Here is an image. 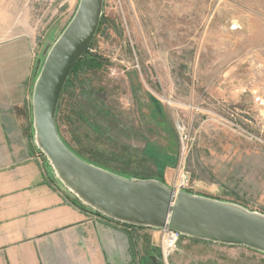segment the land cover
<instances>
[{
    "label": "rangeland",
    "instance_id": "1",
    "mask_svg": "<svg viewBox=\"0 0 264 264\" xmlns=\"http://www.w3.org/2000/svg\"><path fill=\"white\" fill-rule=\"evenodd\" d=\"M80 0H0V41L32 42L30 97ZM89 48L101 69L72 77L57 112L82 158L264 213V0H104ZM86 99H82V95ZM155 230V229H154ZM138 264H264V253L138 231ZM140 235V236H139Z\"/></svg>",
    "mask_w": 264,
    "mask_h": 264
},
{
    "label": "crops",
    "instance_id": "2",
    "mask_svg": "<svg viewBox=\"0 0 264 264\" xmlns=\"http://www.w3.org/2000/svg\"><path fill=\"white\" fill-rule=\"evenodd\" d=\"M31 47L29 37L0 41V264H138V231L157 229L127 226L77 200L37 149Z\"/></svg>",
    "mask_w": 264,
    "mask_h": 264
},
{
    "label": "water",
    "instance_id": "3",
    "mask_svg": "<svg viewBox=\"0 0 264 264\" xmlns=\"http://www.w3.org/2000/svg\"><path fill=\"white\" fill-rule=\"evenodd\" d=\"M103 1L80 0L46 55L32 92L37 149L77 200L108 218L157 231L168 228L183 237L264 253V213L176 190L158 179L129 178L102 169L76 154L60 135L57 108L73 67L97 34Z\"/></svg>",
    "mask_w": 264,
    "mask_h": 264
},
{
    "label": "built area",
    "instance_id": "4",
    "mask_svg": "<svg viewBox=\"0 0 264 264\" xmlns=\"http://www.w3.org/2000/svg\"><path fill=\"white\" fill-rule=\"evenodd\" d=\"M185 168L184 163H181L178 166L177 170L179 173L171 186L176 190L188 191L191 188L190 175ZM158 231L161 233L160 245L163 258L168 260L170 256H172V253L177 249L178 244L182 239V235L176 231H170L168 228L159 229Z\"/></svg>",
    "mask_w": 264,
    "mask_h": 264
},
{
    "label": "trees",
    "instance_id": "5",
    "mask_svg": "<svg viewBox=\"0 0 264 264\" xmlns=\"http://www.w3.org/2000/svg\"><path fill=\"white\" fill-rule=\"evenodd\" d=\"M100 25H101V23H100ZM100 25H99V27H100ZM63 32V31H62ZM61 32V33H62ZM60 36V35H59ZM58 36V37H59ZM89 54V49L86 51V53L84 54V56L77 62V64L75 65V67H73V70H72V72H71V74H70V77H69V79H68V81H66L67 82V84H66V86H65V89H64V91L66 90V88L68 87V86H70V85H74V82H72L73 80H72V77L74 76L75 78H77V76H78V74L80 73V71H83V70H87V69H101V66H103V63H102V61L99 59V57L98 58H95V57H91L90 55H88ZM33 87H34V84H33ZM33 87H32V92H33ZM64 93V92H63ZM84 98L86 99V95L85 94H83L82 95V99L84 100ZM59 106H60V103H59ZM59 108V107H58ZM66 142V141H65ZM66 144L69 146V148H71L70 147V145L66 142ZM72 149V148H71ZM73 151H74V149H72ZM76 154H78L76 151H74ZM79 155V154H78ZM80 156V155H79ZM84 159V158H83ZM84 160H87V159H84ZM88 162L90 161V160H87ZM90 163H92L91 161H90ZM93 164H95V163H93ZM95 165H97V164H95ZM97 166H100V165H97ZM48 167H50L49 165H48ZM100 167H102V166H100ZM51 168V167H50ZM103 168H105V167H103ZM102 168V169H103ZM106 169V168H105ZM112 172H115V171H112ZM115 173H117V174H120V175H123V176H126V177H129V178H138V179H155L154 177H141V176H139V175H128V174H125V173H121V172H118V171H116ZM156 179H158V178H156ZM155 179V180H156ZM158 180H160L162 183H163V180L162 179H158ZM127 225V224H126ZM127 226H132V225H127ZM133 227V226H132ZM138 228H144V227H138Z\"/></svg>",
    "mask_w": 264,
    "mask_h": 264
}]
</instances>
